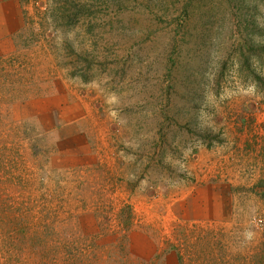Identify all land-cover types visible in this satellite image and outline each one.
I'll return each instance as SVG.
<instances>
[{
	"label": "rangeland",
	"instance_id": "374dc122",
	"mask_svg": "<svg viewBox=\"0 0 264 264\" xmlns=\"http://www.w3.org/2000/svg\"><path fill=\"white\" fill-rule=\"evenodd\" d=\"M260 183L264 0H0V264H264Z\"/></svg>",
	"mask_w": 264,
	"mask_h": 264
},
{
	"label": "built area",
	"instance_id": "2783aa9c",
	"mask_svg": "<svg viewBox=\"0 0 264 264\" xmlns=\"http://www.w3.org/2000/svg\"><path fill=\"white\" fill-rule=\"evenodd\" d=\"M255 223L257 224V226H261V225H263V220L262 219H256V221H255Z\"/></svg>",
	"mask_w": 264,
	"mask_h": 264
},
{
	"label": "trees",
	"instance_id": "16d2710c",
	"mask_svg": "<svg viewBox=\"0 0 264 264\" xmlns=\"http://www.w3.org/2000/svg\"><path fill=\"white\" fill-rule=\"evenodd\" d=\"M258 186H263L264 187V185L262 183L258 184ZM261 195L264 197V192H262Z\"/></svg>",
	"mask_w": 264,
	"mask_h": 264
},
{
	"label": "crops",
	"instance_id": "0c3cea01",
	"mask_svg": "<svg viewBox=\"0 0 264 264\" xmlns=\"http://www.w3.org/2000/svg\"><path fill=\"white\" fill-rule=\"evenodd\" d=\"M212 193V192H211ZM213 194V193H212Z\"/></svg>",
	"mask_w": 264,
	"mask_h": 264
}]
</instances>
